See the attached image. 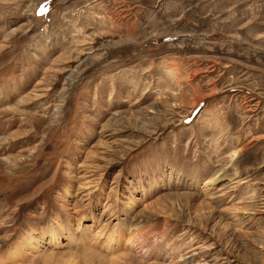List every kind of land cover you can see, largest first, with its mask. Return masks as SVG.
Here are the masks:
<instances>
[{"label":"rangeland","instance_id":"rangeland-1","mask_svg":"<svg viewBox=\"0 0 264 264\" xmlns=\"http://www.w3.org/2000/svg\"><path fill=\"white\" fill-rule=\"evenodd\" d=\"M0 264H264V0H0Z\"/></svg>","mask_w":264,"mask_h":264},{"label":"bare ground","instance_id":"bare-ground-1","mask_svg":"<svg viewBox=\"0 0 264 264\" xmlns=\"http://www.w3.org/2000/svg\"><path fill=\"white\" fill-rule=\"evenodd\" d=\"M245 110H246V109H245ZM50 238H51L50 240L52 241V240L55 238V237H54V234L51 233V234H50ZM53 241H54V240H53Z\"/></svg>","mask_w":264,"mask_h":264}]
</instances>
